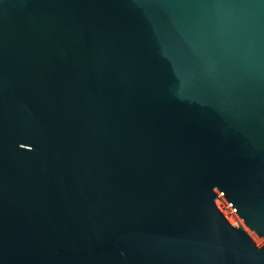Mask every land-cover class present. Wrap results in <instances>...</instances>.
Returning a JSON list of instances; mask_svg holds the SVG:
<instances>
[{
  "label": "water",
  "instance_id": "water-1",
  "mask_svg": "<svg viewBox=\"0 0 264 264\" xmlns=\"http://www.w3.org/2000/svg\"><path fill=\"white\" fill-rule=\"evenodd\" d=\"M0 264H264V0H0Z\"/></svg>",
  "mask_w": 264,
  "mask_h": 264
}]
</instances>
